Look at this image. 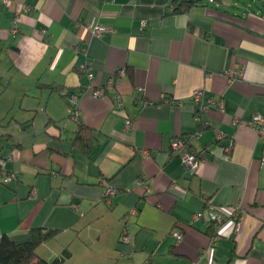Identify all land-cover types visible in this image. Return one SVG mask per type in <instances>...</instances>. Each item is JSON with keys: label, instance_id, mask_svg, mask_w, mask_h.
Listing matches in <instances>:
<instances>
[{"label": "crops", "instance_id": "1", "mask_svg": "<svg viewBox=\"0 0 264 264\" xmlns=\"http://www.w3.org/2000/svg\"><path fill=\"white\" fill-rule=\"evenodd\" d=\"M172 2L0 0V147L19 175L0 176V234L22 242L34 227L59 229L37 254L68 248L65 264H204L216 225L195 213L239 205L241 229L218 241L211 264H264V137L240 123L264 115V0L182 13ZM93 20L116 30L94 36ZM80 124L92 130L86 148L74 140ZM199 132L192 170L173 142Z\"/></svg>", "mask_w": 264, "mask_h": 264}, {"label": "built area", "instance_id": "2", "mask_svg": "<svg viewBox=\"0 0 264 264\" xmlns=\"http://www.w3.org/2000/svg\"><path fill=\"white\" fill-rule=\"evenodd\" d=\"M6 4L10 5L12 3V0H4ZM87 28L89 31L97 37H102L107 32L115 31L116 29H110L109 27L93 20L89 23H87ZM120 74L124 73V69L118 70ZM241 71L239 69H233L228 72V76L230 79L232 77H236L240 75ZM89 78H92L94 74L89 71L88 72ZM114 88V80L110 81L109 83V89ZM92 93L95 96H100L105 94V89L98 88V89H92ZM203 91L200 89H197L193 93V99L196 102H199L202 98ZM69 99L73 104V111L72 115L76 118L79 116L80 111L77 108V97L72 94L69 95ZM117 107L122 109L124 108V102L122 101V98L119 94L115 96ZM215 103L214 99H209L208 104L213 105ZM222 105V102H221ZM207 106L201 104L199 106L200 110L206 109ZM243 125L252 126L256 129L258 134L262 137H264V115L261 113H255L251 120L249 121H240ZM126 125L128 127L132 126L131 119H127ZM200 136L199 133H189L185 137L176 139L173 142V150L178 153V155L181 157L183 162L192 170H196L198 167L199 162L202 160V155L200 156L198 153L194 151V149L191 148L190 144L191 142ZM14 156L12 154H4L3 149L0 147V176H2V181L5 183H9L11 181L17 182L19 181V175L12 171L8 170L6 168L8 161L13 160ZM259 161L262 167H264V150L261 153L259 157ZM138 185L143 189V191L148 190V185L143 180L138 181ZM116 193V189L112 187H108L105 190V196L108 197L112 194ZM242 208L239 205H215L208 203L206 207H204L202 210L195 213L194 218L196 219H204L208 222H211L216 225V231L211 236L209 244L204 247L201 252L199 259L204 264H211L214 261L216 247L218 244V241L224 237H229L236 235L239 233L241 226H242ZM174 236L177 238V240L183 239V233L181 231L174 232ZM121 243L132 245V236L128 233L127 229H125L121 236ZM126 257L132 256V250L125 253Z\"/></svg>", "mask_w": 264, "mask_h": 264}, {"label": "trees", "instance_id": "3", "mask_svg": "<svg viewBox=\"0 0 264 264\" xmlns=\"http://www.w3.org/2000/svg\"><path fill=\"white\" fill-rule=\"evenodd\" d=\"M204 0H173L172 7L174 13L186 12L194 4ZM92 130L85 124H80L75 134V143L84 148L88 145V140ZM87 150V149H86ZM59 229L47 227H34L31 229L30 238L17 242L7 234H0V263L1 264H65L71 256L68 248L53 260H46L38 256V247L59 234Z\"/></svg>", "mask_w": 264, "mask_h": 264}]
</instances>
